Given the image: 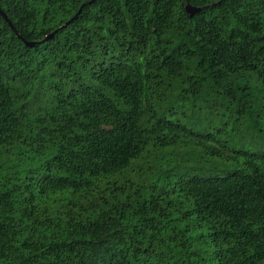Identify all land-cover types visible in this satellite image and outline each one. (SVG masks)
<instances>
[{"label": "trees", "instance_id": "trees-1", "mask_svg": "<svg viewBox=\"0 0 264 264\" xmlns=\"http://www.w3.org/2000/svg\"><path fill=\"white\" fill-rule=\"evenodd\" d=\"M0 10V264H264V0Z\"/></svg>", "mask_w": 264, "mask_h": 264}, {"label": "water", "instance_id": "water-1", "mask_svg": "<svg viewBox=\"0 0 264 264\" xmlns=\"http://www.w3.org/2000/svg\"><path fill=\"white\" fill-rule=\"evenodd\" d=\"M187 1V0H186ZM185 12L189 15V16H193L195 13H197V12H199L202 8L201 7H199V8H196V7H193V6H191L188 2L186 3V5H185ZM0 14L3 16V18L7 21V23L9 24V26L11 27V28H13V26H12V24H11V22L6 18V16L4 15V13L0 10ZM77 15H75V17H76ZM66 24H68V22L66 23ZM15 33H17L16 31H15ZM52 34L53 33H51L50 35H48V36H46L45 38H44V40H46V39H48L50 36H52ZM27 45H32V43H27Z\"/></svg>", "mask_w": 264, "mask_h": 264}, {"label": "rangeland", "instance_id": "rangeland-1", "mask_svg": "<svg viewBox=\"0 0 264 264\" xmlns=\"http://www.w3.org/2000/svg\"><path fill=\"white\" fill-rule=\"evenodd\" d=\"M259 126H260V127L263 126L262 123H261V121H260V123H259Z\"/></svg>", "mask_w": 264, "mask_h": 264}]
</instances>
